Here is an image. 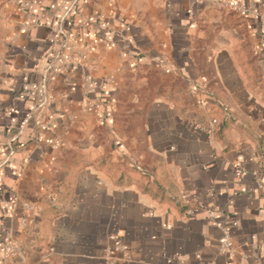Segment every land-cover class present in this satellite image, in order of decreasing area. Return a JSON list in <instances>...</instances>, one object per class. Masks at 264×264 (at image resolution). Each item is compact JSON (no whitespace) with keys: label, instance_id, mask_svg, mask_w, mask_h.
<instances>
[{"label":"crops","instance_id":"crops-1","mask_svg":"<svg viewBox=\"0 0 264 264\" xmlns=\"http://www.w3.org/2000/svg\"><path fill=\"white\" fill-rule=\"evenodd\" d=\"M0 63V264H264V0H0Z\"/></svg>","mask_w":264,"mask_h":264},{"label":"built area","instance_id":"built-area-1","mask_svg":"<svg viewBox=\"0 0 264 264\" xmlns=\"http://www.w3.org/2000/svg\"><path fill=\"white\" fill-rule=\"evenodd\" d=\"M25 209L27 211V215L30 217L33 213V211L35 210V207L33 204L30 203H25ZM232 242L230 239V235L228 233V231H225V238L222 241V249L225 252H230L232 249ZM19 252V247L16 245V243H13L11 241H6V245H5V258L13 256L18 254Z\"/></svg>","mask_w":264,"mask_h":264},{"label":"rangeland","instance_id":"rangeland-1","mask_svg":"<svg viewBox=\"0 0 264 264\" xmlns=\"http://www.w3.org/2000/svg\"><path fill=\"white\" fill-rule=\"evenodd\" d=\"M0 66H1V63H0Z\"/></svg>","mask_w":264,"mask_h":264}]
</instances>
